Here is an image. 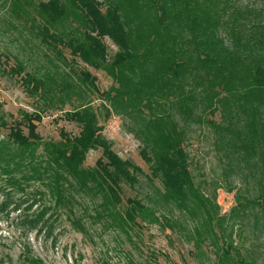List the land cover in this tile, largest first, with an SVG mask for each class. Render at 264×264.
I'll return each mask as SVG.
<instances>
[{
    "label": "trees",
    "instance_id": "obj_1",
    "mask_svg": "<svg viewBox=\"0 0 264 264\" xmlns=\"http://www.w3.org/2000/svg\"><path fill=\"white\" fill-rule=\"evenodd\" d=\"M36 1L37 17L24 11L25 20L32 19L30 29L34 32L37 28L35 34L40 36L43 45L57 56H62V50L67 49L83 65L103 70L116 80V87L100 94L108 101V106H103L104 117L108 118L112 110L132 121L130 131L141 141L140 154L150 171L149 176H144L152 184L153 195L123 200V186L139 184L143 172L113 151L112 144L101 134L91 102L61 111L62 118L76 125L79 132L71 136L61 130L56 141L43 140L37 133V123L42 119L40 112L22 110L19 119L8 127L6 137L0 140V184L10 185L18 192L35 187L33 202L26 209L30 211L37 203L40 206L26 216L29 228L48 234L51 227L45 218L48 212L55 219L69 220L81 233L86 232L84 217L93 222L104 221L108 228L123 232L132 227L141 228L140 222L160 224L159 217L173 228L174 220L158 215L157 209L146 204L155 201L163 209L185 211L195 220L191 233L197 248L206 241L217 248L216 260H210L211 264H255L231 244L222 249L218 247L225 240L220 234L222 227L215 230L213 225L216 220L220 224L222 219L214 216L217 205H211L193 183L185 147L187 135L177 118L188 126L202 121L205 114L214 116L220 112L224 116L223 124L217 127L212 119L205 122L219 131L218 139L227 147L224 154L228 160L233 156L248 163L250 158H258L259 193L251 203L253 207L264 206V22L240 24L241 31L230 28L231 45L227 46L226 39L218 35L221 25L219 18H213L217 12L212 8H200V14L193 12L191 17L190 12L196 11L193 6L187 15L181 12L179 17L175 11L169 15L165 4L147 7L148 13L155 12V26L148 31L146 22L140 18L134 23L124 20L130 11L119 5L108 4L102 11V0H72L70 11L63 0ZM169 7L170 11L172 5ZM167 14L172 19L165 22ZM71 15L74 17H68ZM136 15H142L140 9ZM62 23L67 24L65 30L61 28ZM180 28L191 32L187 41L173 32ZM105 39L117 48L110 59ZM22 72V64L8 70L10 75L19 76ZM78 72L82 87L90 86L97 91L96 78L86 69ZM44 77L25 72L20 78L21 85L27 94L43 101L44 106H54L49 75L45 73ZM72 88L71 84H63L61 90L67 95L72 93ZM231 106L235 109L234 115ZM196 110L201 114L195 116ZM241 115L245 116L242 127ZM0 120L6 126L2 116ZM96 150L101 151L100 157L93 166H86L87 154ZM198 215L204 220L199 221ZM21 262L44 264L30 251L21 255ZM0 264H11L10 257L0 254Z\"/></svg>",
    "mask_w": 264,
    "mask_h": 264
},
{
    "label": "rangeland",
    "instance_id": "obj_2",
    "mask_svg": "<svg viewBox=\"0 0 264 264\" xmlns=\"http://www.w3.org/2000/svg\"><path fill=\"white\" fill-rule=\"evenodd\" d=\"M36 2L0 0V116L6 123L4 126L0 120V140L6 137L8 127L14 120L19 119L22 110L29 113L40 112L42 119L37 123V133L43 140H59L61 130L75 136L79 128L65 121L62 118L63 112L91 102L98 115L101 134L112 144L113 151L120 158L132 161L143 172V175L139 176V184L133 187L123 186V200L142 199L147 194L151 197L153 187L144 176H149L150 171L140 154L141 141L130 131L132 121L112 110L108 118L104 117L106 110L103 106H108V101L100 94L110 87H116L118 85L116 80L103 70H94L83 65L79 58L73 57L67 49L62 50V56H57L51 48L43 45L40 36L35 34L37 28L34 32L30 29L32 19L25 20L27 19L25 13L37 17ZM102 2V11L108 4L119 5L130 11V15L124 17V20L134 23L140 18L146 22L148 31L155 26V12L148 13L147 7L156 8L165 4L169 15L175 11L179 17L181 12L187 15L186 12L193 6L196 11L190 12L191 17L193 12L200 14V8L204 10L212 8L217 12L213 18H219L221 25L218 35L226 39L227 46L231 45L230 28L233 31H241L238 29L240 24L248 26L249 21L264 22V0H102ZM62 3L68 11L73 9L72 0H63ZM169 4L172 5L170 11ZM30 5H34L33 9ZM137 9L138 11L140 9L142 14L139 17L136 15ZM169 15H166L165 22L172 19ZM34 19L35 22H39L38 26H42L38 18ZM231 22L233 23L229 25ZM234 23H237L236 27ZM77 25L78 23L74 21V26ZM61 28L65 30L67 24L62 23ZM180 29H173V32H178L183 40L187 41L191 32ZM243 33L246 38L248 34L245 29ZM104 43L110 59L117 48L109 39H105ZM17 64L24 66V72L19 76L10 75L8 70ZM84 69L96 78L97 91L92 90L90 86L83 88L79 82L78 79L82 76L78 78V71ZM25 72L43 79L45 73L49 75L50 86L53 87V93L50 95L54 100V106L46 107L43 101L37 100V96L24 91L20 78ZM63 84L66 86L71 84L72 93L64 95L61 90ZM67 97L71 101L66 100ZM59 99L65 100L60 103ZM233 108L231 106V110ZM225 111L227 115V109ZM231 112L234 115L235 109ZM194 114L198 116L201 112L196 110ZM240 118L242 127L245 116L241 115ZM206 119H212L216 127L224 122V116L221 117L220 112L214 116L205 114L202 121L190 123L188 126L183 125L179 118L177 121L186 131L185 147L189 155L193 183L211 205H217L218 210L214 216L218 220L222 219L220 224L216 220L213 225L215 230L222 227L220 234L225 240L224 244L220 241L218 247L222 249L231 244L246 260L264 264V206L253 207L251 203L259 193L257 180L261 179L259 173L261 166L258 158L252 157L248 163L241 162L233 156L228 160L224 154L227 147L218 139L219 131L206 123ZM24 131L26 132L25 128ZM100 155V150L90 151L85 165L93 166ZM34 191L35 187H30L24 192H18L10 185L0 184V254L9 256L11 264H22L21 255L27 251L40 258L44 264H211L210 260L212 262L216 260L214 252L217 248L209 245L208 241L201 243L200 248H197L191 233L195 220L187 212L172 207L168 210L163 209L156 205L155 201L146 204L157 209L158 215H164L167 220H174L173 228L159 217L160 224L140 222L141 228L132 227L123 232L118 228H108L104 221L93 222L84 217L86 232L81 233L69 220L64 217L55 219L54 216H50L52 212H48L45 218H48L51 224L48 228L49 233H38L31 230L26 223V216L34 213L36 207L40 206L37 203L30 211L26 209L33 202ZM198 212H202L201 209ZM201 216H197L199 221L204 220ZM232 254L235 255L234 250Z\"/></svg>",
    "mask_w": 264,
    "mask_h": 264
}]
</instances>
